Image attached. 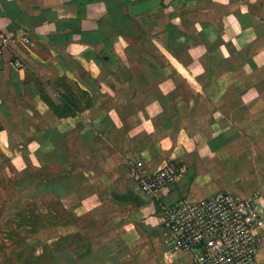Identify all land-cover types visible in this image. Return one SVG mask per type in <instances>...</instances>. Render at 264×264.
I'll return each instance as SVG.
<instances>
[{"label":"crops","instance_id":"crops-1","mask_svg":"<svg viewBox=\"0 0 264 264\" xmlns=\"http://www.w3.org/2000/svg\"><path fill=\"white\" fill-rule=\"evenodd\" d=\"M0 27L29 38L9 44L3 54L0 146L15 141L19 124L18 136L25 135L27 143L23 150L38 162L63 157L55 149L71 130L87 147L73 159L81 164L82 185L92 195L72 204L80 223L62 237L80 236L90 246L78 253L76 242L61 245L46 264H189V252L166 246L157 221L164 205L227 190L255 197L264 208V161L258 162L264 160V0H0ZM146 46L161 51L164 63L190 85L196 83V90H187V96L162 87L131 90L125 106L108 85V74L97 80L98 71L118 62L164 83L168 72L160 60L139 54ZM197 46L217 53L208 60L213 66L228 58L237 66L233 74L220 75L224 82L211 93L195 81L201 71L193 53ZM15 58L22 67L12 65ZM231 74L243 90H229ZM97 90H110L112 102L99 106ZM206 100L210 128L197 144L185 120L198 111L197 120L203 121ZM34 112L40 124L29 130ZM166 161L184 170L156 195L143 193L130 176L133 164L149 175ZM93 238L98 241L91 244ZM253 264H264V233Z\"/></svg>","mask_w":264,"mask_h":264},{"label":"rangeland","instance_id":"rangeland-1","mask_svg":"<svg viewBox=\"0 0 264 264\" xmlns=\"http://www.w3.org/2000/svg\"><path fill=\"white\" fill-rule=\"evenodd\" d=\"M156 49V47L153 49L151 46H146L138 51L139 54L160 60L159 64H161L162 71L168 72V80L164 83L160 84L156 78H152L143 70H137L138 68H135V65H130L132 66L131 69L126 70L118 62L110 68H103L98 71L97 80L99 81V77L104 78L105 73L108 74L109 77L106 79L108 85L116 90V95L119 96L118 99H125L123 101L125 106L127 96L131 90H139V92L145 93L147 90L155 91L160 90L159 87H162L169 94L183 96L188 95L187 90L189 89L196 90L193 87L196 86V83L190 85L186 82L174 67L164 63L162 52ZM165 49L172 55H178L175 49H169L167 46ZM193 53L199 60L196 70H201L195 81L198 83L197 86H200V90H205L206 93L217 90L223 84L224 81L219 79H221L220 75L226 73V70L228 73L233 74L237 69L235 62L230 58L213 66L208 60L213 59V54H217L216 52L208 54L197 46L193 48ZM186 54L189 56L188 52ZM132 55L134 56V54ZM145 66L144 69H146ZM193 67L191 66V68ZM215 68H218V70H215ZM232 74L229 79V90H243L240 86H236L239 80L234 78ZM98 87L100 88L99 84ZM102 87L105 86L102 85ZM232 87L236 88L232 89ZM58 91L64 92L66 95L74 91L80 95L85 90ZM47 92H50V90H47ZM96 92L95 99L99 102V106L112 102L111 97L107 96V92H110V90H97ZM52 98L55 99V97ZM134 102L129 103V106L132 107ZM205 104L203 121L197 120L198 111L193 117L191 116L185 120L190 128L194 130L191 139L197 144L204 142L208 128H210L208 117L210 107L207 105V100ZM129 106L127 110L130 109ZM20 117L21 115L17 116L18 122H20ZM33 117L35 118H33L29 130L36 129L37 125L40 124L38 112H34ZM197 124L202 125L201 130L196 129ZM14 129L17 134L15 141L0 146V264H40L51 253L56 244L66 241V239H60V237L73 231V223H80L71 211L72 204L78 197L90 198L92 195V191L87 186L84 187L86 184L82 185V171L79 169L81 164L77 162L79 154H82L87 147L82 146L79 133L71 130L65 132L67 137L62 145L54 146L56 147L55 153L60 151L63 153V157L55 159L50 156L47 160L43 159L38 162L35 156L30 159L29 153L23 150L27 145L24 141L25 135L18 136L23 128L18 124ZM73 157H76L77 160H74ZM31 160L35 164H32ZM262 161L264 160H258L259 163H262ZM76 168V174L78 175L73 176L75 174L73 170H76ZM57 182L59 183L58 186ZM56 190L62 192V195L58 196ZM66 191H68L67 194H65ZM22 209L24 210L18 215L16 212ZM83 221L85 224L88 219ZM10 235L11 237H8ZM69 239L67 240L73 245L76 242L77 251H84L90 246L86 242L81 243L80 236L75 239L69 237ZM97 241L98 239L93 238L90 243H96ZM41 254L43 255L40 256Z\"/></svg>","mask_w":264,"mask_h":264},{"label":"built area","instance_id":"built-area-1","mask_svg":"<svg viewBox=\"0 0 264 264\" xmlns=\"http://www.w3.org/2000/svg\"><path fill=\"white\" fill-rule=\"evenodd\" d=\"M13 42L25 44L29 38L0 27V67L5 49ZM12 65L20 68L23 62L15 58ZM183 170L179 163L166 161L146 175L133 164L130 176L143 193L154 196ZM157 221L168 250L189 252V264H253L264 233V208L255 197L218 190L197 200L164 205Z\"/></svg>","mask_w":264,"mask_h":264},{"label":"trees","instance_id":"trees-1","mask_svg":"<svg viewBox=\"0 0 264 264\" xmlns=\"http://www.w3.org/2000/svg\"><path fill=\"white\" fill-rule=\"evenodd\" d=\"M105 57H107V59H108V56L107 55H102L101 56V58L104 60V58ZM49 102V101H48ZM50 104V106L56 111V113H57V111H58V107L54 104V103H52L51 101L49 102ZM60 113H62V112H60ZM24 209H22V210H18L16 213L18 214V215H20L21 214V212L23 211ZM8 237H11V235L10 236H8ZM69 237L70 238H72V239H75V237L76 236H74V235H72V234H69V236H64V237H60V239H66V241H62L61 243H58V244H56L55 246H54V248L52 249V251H51V253L50 254H48L47 256H46V258H44L43 260H42V262L40 263V264H46V263H48L51 259H52V257H53V252H54V249L55 248H57V247H59V246H61V245H64V244H72L71 242H69L67 239H69ZM70 240V239H69ZM88 248H86V249H84V251H86ZM78 253L79 252H81V251H77ZM43 254H41L40 256H42Z\"/></svg>","mask_w":264,"mask_h":264},{"label":"water","instance_id":"water-1","mask_svg":"<svg viewBox=\"0 0 264 264\" xmlns=\"http://www.w3.org/2000/svg\"><path fill=\"white\" fill-rule=\"evenodd\" d=\"M104 60H107V57H105Z\"/></svg>","mask_w":264,"mask_h":264}]
</instances>
